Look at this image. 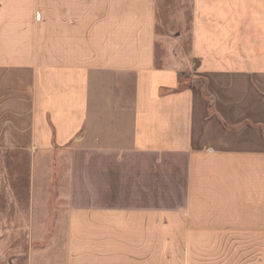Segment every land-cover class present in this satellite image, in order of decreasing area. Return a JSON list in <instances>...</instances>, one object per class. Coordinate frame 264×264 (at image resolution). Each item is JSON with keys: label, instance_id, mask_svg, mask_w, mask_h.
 <instances>
[{"label": "crops", "instance_id": "crops-1", "mask_svg": "<svg viewBox=\"0 0 264 264\" xmlns=\"http://www.w3.org/2000/svg\"><path fill=\"white\" fill-rule=\"evenodd\" d=\"M171 1L0 0V264H264V0Z\"/></svg>", "mask_w": 264, "mask_h": 264}, {"label": "rangeland", "instance_id": "rangeland-1", "mask_svg": "<svg viewBox=\"0 0 264 264\" xmlns=\"http://www.w3.org/2000/svg\"><path fill=\"white\" fill-rule=\"evenodd\" d=\"M173 1L171 0H158V19H157V28H158V45H157V55L165 57L166 52L169 46V36L171 33H173L175 30L180 29L182 26L180 25H174V18L172 16L171 12V6ZM180 5V2H178ZM182 6L179 8V19L184 20L186 15L185 10V2H181ZM158 65L161 66H167L166 63H160ZM51 236H56L52 234Z\"/></svg>", "mask_w": 264, "mask_h": 264}]
</instances>
